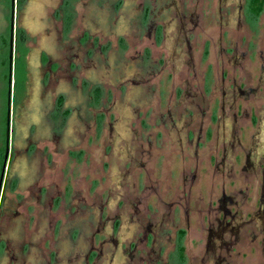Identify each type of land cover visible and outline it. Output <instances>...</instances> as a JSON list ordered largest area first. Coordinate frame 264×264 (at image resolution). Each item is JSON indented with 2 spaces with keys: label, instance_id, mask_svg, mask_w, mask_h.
Returning <instances> with one entry per match:
<instances>
[{
  "label": "flooded vegetation",
  "instance_id": "af4514ba",
  "mask_svg": "<svg viewBox=\"0 0 264 264\" xmlns=\"http://www.w3.org/2000/svg\"><path fill=\"white\" fill-rule=\"evenodd\" d=\"M32 1L39 11L28 10ZM76 1L84 8L71 6L72 0H24L19 16L11 10V37L22 14L33 17L31 22L39 17L42 29L35 40L37 124L54 129L71 121L76 139L66 141L64 131L41 135L36 142L27 138L22 164H41L36 180L22 190L28 195L21 205L38 204L44 195L43 207L58 190L52 168L44 165L45 150L64 154L92 128L108 131L119 143L104 140L101 183L107 205L101 208L112 213L116 197L119 204L113 216H104L96 226L106 229V222L113 223L107 238L125 246L115 248V264H264V0H127L135 10L144 6L145 50L159 53L146 65L137 50L139 56L130 59L136 63L127 71L122 61L115 71L100 58L95 63L93 52L101 49L91 41V28L104 39L117 37L116 25L102 23L103 17L116 22L123 14V9L116 10L117 0H93L100 10L92 14L85 0ZM134 16L126 35L142 37L140 14ZM77 80L81 87L72 86ZM31 83L25 106L32 97ZM7 111L4 165L10 157L12 170L18 154L15 128L10 146ZM39 152L42 157H36ZM109 166L118 170L115 182L108 178ZM136 171L145 181L141 189L133 182ZM10 176L11 171L7 179ZM41 213L46 215L38 216L44 225H37V235V229L22 227L29 217L19 215L20 237L29 248L33 243L40 246V239L52 240L59 229L60 209L54 215L45 209ZM124 225L121 238H114L113 230L120 232ZM94 240V230L83 240L89 249L94 247L92 260L103 253L111 257L112 249H103L109 240L100 237L97 246ZM14 259L16 264L23 261L21 248Z\"/></svg>",
  "mask_w": 264,
  "mask_h": 264
},
{
  "label": "rangeland",
  "instance_id": "374dc122",
  "mask_svg": "<svg viewBox=\"0 0 264 264\" xmlns=\"http://www.w3.org/2000/svg\"><path fill=\"white\" fill-rule=\"evenodd\" d=\"M85 1L86 4L88 3L87 6L85 5V9L89 13L91 12L92 14L93 12H96V9L100 10L98 5L93 4V0H91L92 3H89V0ZM68 2H70V0H68ZM23 3L24 0H21V2L18 0L16 4L15 2L12 3V0H0V264H16L14 262L16 261V259H14V252H19L20 248L23 261L19 260V264H115V248H122L124 250L125 246L121 245V241L116 242V240L113 239L112 242L116 245L114 246L109 240V228L113 223L108 224V222H106V229L105 227L102 229V227L99 228V226H96V224L102 222L101 219L104 218V216H113L117 212L119 204L118 198L116 197V206L114 208L113 205L110 207L112 208V213L108 208H105L104 211H102L103 209L101 208L102 205L106 204L104 201L106 190L101 183V177L103 178L104 176V173H102L104 167L103 162L100 160V155L102 154V148L105 144L104 140L108 139V141H110L111 139V137L109 138L108 131L105 134L103 130H97L96 132V130L92 128L90 133L85 132L87 135L84 134L83 136L80 131L81 135L80 137L77 136L79 138L77 139V142H75L76 144L72 145V147L64 154L62 151L52 153L50 149L49 152L45 150L44 153L48 154L44 158L46 160L44 165L52 168L51 170L55 175L53 180L56 184V189L58 190L46 198L47 200L43 207L41 206V202L45 199L44 195H42L38 204H36L35 201H30L21 205L23 201L21 198L28 195L23 193L24 188L36 180L37 166H40L41 164L39 161L38 164L34 163V165L30 166H27L26 163L22 164L23 156L21 155H24V147L29 140L27 138L36 142L41 135H47L52 131L60 135V133L64 131L66 132L64 136L66 141L69 139L70 142L76 141L75 136L72 138V132H70L74 125L71 121L66 124L64 128L59 127L54 129L48 127V123L46 125L44 123L43 126L37 124L38 111L37 108L36 110L34 109L36 107V101H33V95L36 96L37 94L34 75L36 72L35 66L39 61V48L35 47V40L36 38L37 40L39 39V34L42 32V29H40L39 17L37 19L34 18V21L31 22V16L25 17L22 14L20 21L19 19L17 20L15 31L14 27L12 28V37L10 36L11 10H15V13L17 14L16 16H19L18 12ZM30 3L31 4L27 7L29 11H32L33 9H38L39 11L41 8L39 5L35 4L37 3L35 1ZM73 5L76 9L84 8L82 5L77 4L76 0H72L71 6ZM115 5L116 10L118 9L117 11L123 9V14L118 17V21L111 22L109 20L106 22V17H103L102 23L105 25H110L111 23L116 25V28L113 25L116 29L114 31V34L117 35L116 38L104 39L99 30V33H94L93 29H90L93 34L91 41H93L95 45H99L101 49L99 54L98 52H93L96 56L95 63L96 60H99L100 58L102 63L104 61L107 64H111L113 71H115L116 64L122 61L124 69L127 71L130 69L132 65L131 63H136L134 61L132 62L130 59L131 57L139 56L137 54L138 50L141 53L140 57L143 58L145 64H150L149 60L153 61L157 59L159 53L158 51H155L154 53L149 54V51L145 50L148 45V31L145 32V29L147 30L146 16H141V12H143L141 10H143L142 8L144 6H141L140 8L138 7V10H135L136 5L133 7V5L129 4L127 0H117ZM45 7L47 8L49 5H45ZM119 13L120 12H117L114 15L117 16ZM137 13L140 14L137 18V23L141 26L142 31L140 34L142 37L133 38L132 36H127L126 33L130 31L134 20L132 18L135 17L134 15ZM44 22L48 23L43 21L42 24ZM49 25H51V23ZM20 28H22L23 31L19 30ZM51 30L52 29L49 28L48 31ZM164 44L166 46L169 45L168 43ZM32 47L33 49H31ZM150 55L152 58L149 59ZM151 65L153 66V64ZM109 73L110 71L108 70V74ZM96 79L97 78H95V80ZM92 80H94V78H92ZM31 81H33V83H31ZM30 83L32 84V89L28 92V97L31 93L32 97L28 103L26 102L28 106H25L23 99L26 96V89L29 87ZM72 84H74L72 85L73 87H81L80 80L73 81ZM91 89H93V85H91ZM102 92L103 94L105 93L103 88ZM33 102V106L29 105ZM16 107L17 112L15 111ZM8 109L11 110L9 125L10 146L12 145L15 128L16 152L18 154V158L16 160L14 159V162L12 163V170L11 166H9L10 157H8V160L6 159L4 165L5 141L6 135L8 134L6 126ZM25 114L29 117L25 118ZM14 119H16V124H14ZM26 119H28V121ZM28 124L29 128L27 129ZM115 138L117 137L114 136L111 139V142L119 143ZM35 152H30L31 154L28 152V155H34ZM36 157H42L41 152L37 153ZM9 171H11V176L7 179ZM106 171L108 172L109 179L114 182L117 181L118 170L116 171L115 167L109 166ZM137 173V171L133 172V182L135 188L141 189L145 181L143 178L138 179ZM129 176H126L125 180L131 182ZM111 187H113V185ZM93 205L96 206V210L94 211L92 208ZM43 208L48 210V213L51 215H54L59 209L61 211V214L57 216L58 219L56 220L59 229L53 231L52 237V240L54 242L58 241V244L53 243V246H51L49 242L52 240L47 241L46 238L39 240L40 246H37L38 243H36L37 248L34 247V243L29 248L28 246L30 245L28 242L20 237L23 231L21 232V229H19L20 226H18V221L20 220L19 215L23 213L22 215H24V218H26V216L29 217V219L24 220L22 227H25L28 230L32 228L33 231L37 229V235L39 229H41L40 227L38 228L37 225H44V223L38 220V216L46 215L45 213H41L44 211ZM91 211L93 212L91 213ZM35 213H37L36 216ZM34 217L37 218H35L37 222L31 220L34 219ZM84 217H86V219H84ZM85 225H88V228L87 226L84 227ZM124 228L125 225L120 232L117 229L116 233L115 228L111 234L114 238H121ZM86 229L88 231L87 233ZM45 230L46 229L41 231V236L44 234ZM92 230H94V239H96L94 240L95 246L98 245L97 241L100 237L107 239V241L109 240L111 244L106 243L103 249H112L111 257L103 253L99 255V258H95L93 261V256H89L90 253L92 254L94 251V247L89 249L88 241L83 240L86 238L88 239ZM34 236L35 234L33 237ZM39 236H37V238ZM108 244L110 245L108 246ZM41 250H43L44 253H42L43 255L39 254L38 256V251L41 252ZM126 262H124V264H126Z\"/></svg>",
  "mask_w": 264,
  "mask_h": 264
},
{
  "label": "water",
  "instance_id": "95a60500",
  "mask_svg": "<svg viewBox=\"0 0 264 264\" xmlns=\"http://www.w3.org/2000/svg\"><path fill=\"white\" fill-rule=\"evenodd\" d=\"M2 176V175H1ZM2 178V177H1ZM1 184V183H0Z\"/></svg>",
  "mask_w": 264,
  "mask_h": 264
}]
</instances>
